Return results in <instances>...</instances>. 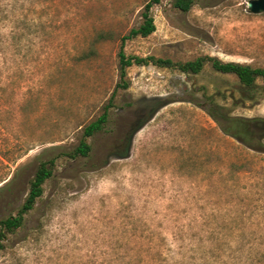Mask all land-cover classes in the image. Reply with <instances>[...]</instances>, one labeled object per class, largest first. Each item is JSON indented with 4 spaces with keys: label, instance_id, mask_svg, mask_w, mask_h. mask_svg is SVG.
I'll list each match as a JSON object with an SVG mask.
<instances>
[{
    "label": "rangeland",
    "instance_id": "obj_1",
    "mask_svg": "<svg viewBox=\"0 0 264 264\" xmlns=\"http://www.w3.org/2000/svg\"><path fill=\"white\" fill-rule=\"evenodd\" d=\"M32 1L29 18L44 29L21 42L0 99V186L19 173L0 193V219L24 204L39 160L56 164L0 264H264V153L192 102L215 95L233 107L237 79L210 65L195 75L132 66L90 156L65 157L114 92L121 38L150 0ZM174 1L153 7L155 32L127 41V55L264 68V14L248 13L249 0H193L188 12ZM257 99L233 115L264 117V92Z\"/></svg>",
    "mask_w": 264,
    "mask_h": 264
},
{
    "label": "trees",
    "instance_id": "obj_2",
    "mask_svg": "<svg viewBox=\"0 0 264 264\" xmlns=\"http://www.w3.org/2000/svg\"><path fill=\"white\" fill-rule=\"evenodd\" d=\"M28 1L0 0V99L8 91L12 84V79L17 76L15 65L17 64V55L22 52L21 42L24 38H30L44 29L29 18V11H31V8L34 9L36 7V2L32 1L31 6L26 7ZM159 3L160 0H150L142 11L140 25L132 28L121 38L117 53L120 78L114 92L108 103L103 107L102 113L83 128L78 145L70 152H63L62 155L72 159L90 156L92 147L88 140L103 131L110 121V111L114 107L118 90H127L129 88L128 69L132 66L148 65L176 69L184 74L194 75L201 73L206 65H210L217 73L234 76L237 79V90L240 97H232L233 107L220 105L216 101L215 95L208 96L203 103L192 102L208 113L225 136L234 139L248 149L264 153V117L245 118L232 113L235 108L245 107L246 103L258 104L257 95L264 92V68L235 62H223L216 57L208 56L183 63L155 56L143 57L126 54L125 46L127 41L138 37L147 38L155 32L156 26L152 9ZM173 4L178 10L188 12L192 8L194 1L175 0ZM104 36L103 33H99L97 39H104ZM22 58L27 60L28 55L23 53ZM55 164V159L39 160L24 204L15 216L0 219V252L4 249V241L7 239V235L23 227L26 215L34 209L37 201L42 197L44 184L53 176ZM18 175V172L12 177L8 174L6 178L1 180L3 184L0 186V193L3 197L11 193L13 181H18ZM160 261L157 264H172L164 258Z\"/></svg>",
    "mask_w": 264,
    "mask_h": 264
},
{
    "label": "water",
    "instance_id": "obj_3",
    "mask_svg": "<svg viewBox=\"0 0 264 264\" xmlns=\"http://www.w3.org/2000/svg\"><path fill=\"white\" fill-rule=\"evenodd\" d=\"M247 12L253 15L264 14V0H249L246 4Z\"/></svg>",
    "mask_w": 264,
    "mask_h": 264
}]
</instances>
